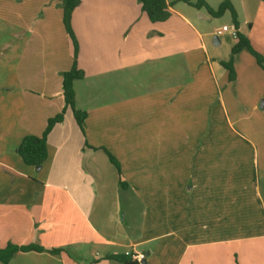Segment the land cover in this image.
Returning a JSON list of instances; mask_svg holds the SVG:
<instances>
[{
    "label": "crops",
    "instance_id": "1",
    "mask_svg": "<svg viewBox=\"0 0 264 264\" xmlns=\"http://www.w3.org/2000/svg\"><path fill=\"white\" fill-rule=\"evenodd\" d=\"M63 1L5 0L11 68L0 70V249L64 250L18 253L9 264H124L112 257L133 263L136 254L145 255L139 264H264V137L258 146L233 135L243 166L209 160L219 137L207 125H232L238 107L264 118V69L245 51L235 57V81L222 65L238 42L217 36L233 26L230 12L215 18L166 0L170 18L153 23L139 0H80L72 28L85 78L74 88L85 132L66 110L48 135L45 163H24V138L41 137L65 108L74 44ZM204 1L217 10L226 0ZM229 1L252 45L260 0ZM243 71L262 76L245 106Z\"/></svg>",
    "mask_w": 264,
    "mask_h": 264
},
{
    "label": "trees",
    "instance_id": "2",
    "mask_svg": "<svg viewBox=\"0 0 264 264\" xmlns=\"http://www.w3.org/2000/svg\"><path fill=\"white\" fill-rule=\"evenodd\" d=\"M139 2L142 5L143 12L147 14L150 21L153 23L167 21L171 16L169 8L174 5V3L168 4L166 0H139ZM177 2H184L196 9L205 8L209 12V14L215 18H221L225 15V13L230 12L232 15L233 25L236 27L237 30L240 27L238 14L229 0L224 1L217 10H213L204 0H197L196 2H192L191 0H177ZM80 4V0H64L62 4L64 11V27L74 44L73 67L69 72L63 74L65 108L61 114L49 119L47 128L41 137L27 136L22 141L17 152L24 161V163L29 166L41 167L47 160L48 135L52 132L56 125L64 121L66 110L70 109L72 111L74 118L81 131L85 132V122L88 117V114L76 108V92L74 88V83L76 81H80L85 78L84 71L80 70L77 65L79 44L72 28V15L76 8L80 6ZM237 39L238 42L232 49L230 60L228 62L222 63L223 67L228 71L230 81H235L236 79V72L234 69L235 57L239 55L242 51H248L256 59L258 65L264 69V58L252 48L249 39L239 33ZM107 154L112 164L115 165L120 172L121 186L126 187L127 184L123 182V177L120 171V165L110 153L107 152ZM32 251H48L52 255H59L64 252V250L62 249L47 250L44 247L35 244L30 246H16L13 244H8L6 248L0 249V262H2L3 264H9L10 261L18 253H27ZM112 259L122 262L124 264H139L137 262L131 263V257L129 255L113 256Z\"/></svg>",
    "mask_w": 264,
    "mask_h": 264
},
{
    "label": "rangeland",
    "instance_id": "3",
    "mask_svg": "<svg viewBox=\"0 0 264 264\" xmlns=\"http://www.w3.org/2000/svg\"><path fill=\"white\" fill-rule=\"evenodd\" d=\"M260 10L257 14V19L254 21L253 31L249 34V38L252 41V48L264 58V0H260ZM9 15L7 16L6 8H5V0H0V70L5 71L8 68H11V60L9 56H5V39L7 37V33L5 27L2 26L3 23L9 22ZM243 52V51H242ZM242 56H252L248 51H245ZM244 58V57H242ZM253 58V57H252ZM245 59V58H244ZM245 62L239 65V71L243 70V66ZM235 69V68H234ZM1 78V76H0ZM262 76L255 77L249 72L244 74L239 81L238 86V97L241 100V104L243 106L247 105L250 100V96L253 95L254 92L258 91L262 86ZM4 78H1L0 81H3ZM235 86V85H234ZM239 103V104H240ZM237 104V105H239ZM235 112L239 113L236 118L235 115L231 114L232 125L228 123L217 124V125H207L206 131L209 134L218 133V141L215 148V153L212 158L209 160L215 159L222 160L221 164H226L228 166H232L233 164H241L242 166L245 164L243 157H238L240 151H244V146L241 143H237L235 137H233L236 132L240 135L241 138H252L256 144L259 146L260 137H264V118L262 115L257 114L255 118L251 119L247 114H245V109L238 107L234 109ZM231 113H233L232 109H230ZM259 137V139H258ZM244 140V139H243ZM244 140V142L246 141ZM208 140H206L207 144ZM247 143V141H246ZM223 158V159H222ZM194 160V163L202 162V158H191ZM254 255L257 256L256 253Z\"/></svg>",
    "mask_w": 264,
    "mask_h": 264
},
{
    "label": "built area",
    "instance_id": "4",
    "mask_svg": "<svg viewBox=\"0 0 264 264\" xmlns=\"http://www.w3.org/2000/svg\"><path fill=\"white\" fill-rule=\"evenodd\" d=\"M227 33H229L234 39H237L238 37V30L236 29L234 25L233 26H223L220 30L217 31V36L221 37ZM132 258L136 262H141L145 259V255L136 254V255H133Z\"/></svg>",
    "mask_w": 264,
    "mask_h": 264
},
{
    "label": "water",
    "instance_id": "5",
    "mask_svg": "<svg viewBox=\"0 0 264 264\" xmlns=\"http://www.w3.org/2000/svg\"><path fill=\"white\" fill-rule=\"evenodd\" d=\"M38 169H40V167H38ZM142 263H144V262H142Z\"/></svg>",
    "mask_w": 264,
    "mask_h": 264
}]
</instances>
